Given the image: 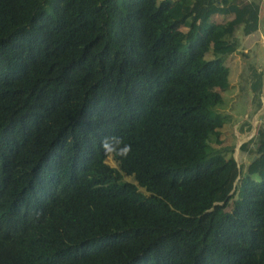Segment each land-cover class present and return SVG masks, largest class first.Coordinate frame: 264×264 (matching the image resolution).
I'll list each match as a JSON object with an SVG mask.
<instances>
[{
  "label": "trees",
  "instance_id": "trees-1",
  "mask_svg": "<svg viewBox=\"0 0 264 264\" xmlns=\"http://www.w3.org/2000/svg\"><path fill=\"white\" fill-rule=\"evenodd\" d=\"M258 12L0 0V264H264V126L238 145L243 168L210 144L231 118L219 107L232 29L254 31ZM113 135L132 145L117 166L100 146Z\"/></svg>",
  "mask_w": 264,
  "mask_h": 264
},
{
  "label": "rangeland",
  "instance_id": "rangeland-1",
  "mask_svg": "<svg viewBox=\"0 0 264 264\" xmlns=\"http://www.w3.org/2000/svg\"><path fill=\"white\" fill-rule=\"evenodd\" d=\"M200 1L202 2L204 0ZM259 13V30L243 34L239 28H234V31L231 28L236 38V48L224 58V62L229 69L228 80L230 86L227 93L224 91L226 101L219 107L221 112L230 113L231 118L224 125L228 129L221 131V144H217L210 140V144L213 147H220L223 145L230 149L231 154L235 157L236 163L238 162L237 164L240 165V168H243V163L240 160L244 159H242L239 152L237 153L238 143L243 142L241 141L242 138L245 137L243 131L250 128L251 116L255 111L258 117L262 118L263 121L261 122L264 124V109L259 108L260 104L259 106L256 105L255 98L252 97L249 92V81L250 77H252V69L262 72V83L264 82V9L261 6L259 8ZM231 16V13H213L210 16V20L215 24H226L231 20ZM181 28L183 30L186 29L185 26ZM261 122L256 123V126L259 127L263 125ZM235 125L237 128L240 127L236 133L234 131ZM245 125L246 127H243ZM248 156L247 154L246 158H249ZM105 162L111 166H117L116 161L113 160L110 155L105 157ZM122 177L125 180L134 182L131 175L122 174ZM138 189L143 193H147L141 186H138ZM225 208L228 209L229 206Z\"/></svg>",
  "mask_w": 264,
  "mask_h": 264
},
{
  "label": "crops",
  "instance_id": "crops-1",
  "mask_svg": "<svg viewBox=\"0 0 264 264\" xmlns=\"http://www.w3.org/2000/svg\"><path fill=\"white\" fill-rule=\"evenodd\" d=\"M260 6L261 7H263V9H264V0H259V8H260ZM259 28H260V13L258 12V25H257V28L254 30V31H257V30H259ZM253 32V31H252ZM264 83V82H263ZM262 83V86H261V92H260V106H259V108H262V109H264V84ZM252 120H250V124H251V126H250V128H248V130H244L243 132L245 133V137L244 138H242V140L241 141H246V140H248L249 138H253L254 139V134H255V131H256V123H258V122H261V121H263L262 120V118L261 117H258V114L256 113V111L252 114ZM262 123V122H261ZM263 124V123H262ZM259 125V124H258ZM263 126H264V124H263ZM243 127H246V125L245 126H243ZM242 128V127H241ZM238 129H240V127L239 128H237V126L235 125L234 126V131H235V133L238 131ZM241 142H239L238 143V145L240 144ZM249 146V145H248ZM240 153L241 154V157H242V159H244V160H240V161H242V163H243V166L249 161V158H246V156H247V152L248 151H245V150H240V149H238V151H237V153ZM249 157V156H248ZM251 157H253L254 158V155H252ZM235 158V157H234ZM238 163V162H237Z\"/></svg>",
  "mask_w": 264,
  "mask_h": 264
},
{
  "label": "clouds",
  "instance_id": "clouds-1",
  "mask_svg": "<svg viewBox=\"0 0 264 264\" xmlns=\"http://www.w3.org/2000/svg\"><path fill=\"white\" fill-rule=\"evenodd\" d=\"M100 146L106 156L115 155L127 158L132 151L131 144L125 143L121 137L115 135L103 137Z\"/></svg>",
  "mask_w": 264,
  "mask_h": 264
},
{
  "label": "water",
  "instance_id": "water-1",
  "mask_svg": "<svg viewBox=\"0 0 264 264\" xmlns=\"http://www.w3.org/2000/svg\"><path fill=\"white\" fill-rule=\"evenodd\" d=\"M252 159H253V157H252Z\"/></svg>",
  "mask_w": 264,
  "mask_h": 264
}]
</instances>
